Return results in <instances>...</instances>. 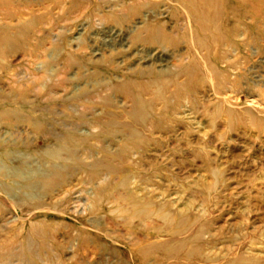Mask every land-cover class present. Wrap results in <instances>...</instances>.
Here are the masks:
<instances>
[{
  "label": "rangeland",
  "instance_id": "obj_1",
  "mask_svg": "<svg viewBox=\"0 0 264 264\" xmlns=\"http://www.w3.org/2000/svg\"><path fill=\"white\" fill-rule=\"evenodd\" d=\"M0 171L32 264H264V0H0Z\"/></svg>",
  "mask_w": 264,
  "mask_h": 264
},
{
  "label": "bare ground",
  "instance_id": "obj_2",
  "mask_svg": "<svg viewBox=\"0 0 264 264\" xmlns=\"http://www.w3.org/2000/svg\"><path fill=\"white\" fill-rule=\"evenodd\" d=\"M216 19H218V17H216ZM207 43H209V42H207ZM205 68H207V67H205ZM211 77H212V75H211ZM129 85H130V83H129ZM143 115H144V112L142 110H138L137 111L136 116H138V117L139 116H142L143 117ZM142 123L143 122L141 121V119H137V121H135L134 126L132 127V134L133 135L136 136V135L139 134L137 131L142 126ZM67 138L68 139H66L65 141H62L61 143H59L56 148L51 147L49 145L50 147L48 146L49 148L45 151V156H47V157H53L54 159H55V157L58 158L60 156L62 150L66 149V148H70L69 147L70 146V142L68 140L72 139V137H70L68 135ZM67 143H69V144H67ZM49 159H51V158H49ZM101 165L102 164H100V166ZM54 174H55V172H54ZM0 175H1V173H0ZM4 176L5 177H13V176H15V174L12 171H10V170H6V171H4ZM38 184H39V180L37 181V179L27 178L25 180V183H24L23 187H21L20 190H19V187L17 188L16 185L13 184L12 182L5 183L3 186H1V189L0 190L3 191V192H5L7 195H9V193H13L14 191L19 190V191H21L23 193V194H21L22 196L24 195L26 197L32 198L31 197L33 195L32 191H34L36 189V187L38 186ZM127 198H129V200H127V202L129 201L131 203V205H132L131 213L134 216L142 215V216L145 217L152 210L151 207L149 206V204L146 201H144L143 199H140L134 193H130V196L127 197ZM160 217H163V216H160ZM164 217L167 218L168 220H170L169 221L170 222L169 224H172L173 225V227L171 228V232L174 233V234L177 233V234L181 235V237L176 238L174 241L173 240L171 241V239H170L169 242H166V243H163V244L155 243V246L157 245V247L162 248V250L164 251V256H166L167 258H175L176 260H180V257L182 255V253H186V257L187 258L192 257V256H195V254L197 253L196 250H194L192 248L193 246L192 247H188L187 246V243H190L192 239H198L199 238L198 234L196 232L188 231L189 230L188 227H187L188 225L185 224V226H184L182 219H178V218L172 217L170 215H165ZM158 232H161V231H158ZM201 235H203V233ZM182 236H184V238ZM23 241L25 242L24 243V246L25 247H23L22 250L19 251L18 248L16 247V245L18 243L23 244ZM187 248L188 249L190 248V249L187 250V252H185L184 249H187ZM149 251H151V250H149ZM34 254H35V241L33 239H31V238L28 239V238L22 236V232L21 233H18L17 231H13L12 237L10 239H8V241L5 242L3 248H1V251H0V264H12V262H13L14 259H16V260L19 259L24 264H32V261H34V258L37 257V255H34ZM141 254L144 255V256H146L147 255V251H143L142 250L141 251ZM203 256H204V254H203ZM209 259L210 258H208V260ZM179 263L180 264H186V263H183L181 261ZM233 264H241V263H238L237 262V263H233Z\"/></svg>",
  "mask_w": 264,
  "mask_h": 264
}]
</instances>
